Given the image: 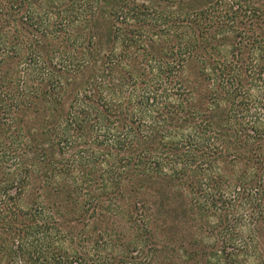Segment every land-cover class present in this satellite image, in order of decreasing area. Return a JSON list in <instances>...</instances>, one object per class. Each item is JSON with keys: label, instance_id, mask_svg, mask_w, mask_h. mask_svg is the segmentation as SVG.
Listing matches in <instances>:
<instances>
[{"label": "trees", "instance_id": "trees-1", "mask_svg": "<svg viewBox=\"0 0 264 264\" xmlns=\"http://www.w3.org/2000/svg\"><path fill=\"white\" fill-rule=\"evenodd\" d=\"M99 3L100 0H0V52L12 54L22 66L17 93L27 97V100H23L25 107L35 105L31 98L39 97L41 91L39 85L27 87V66H34L27 65V24L35 32L46 34L48 24L44 20L48 16L74 10L76 14L72 18L86 22L85 19L94 13ZM62 5L68 7L62 11ZM242 8L239 0H216L206 8L187 14L158 11L144 4L127 2L111 10L114 19L113 39L123 49H139L144 45V35H166L178 28L181 33L176 31L173 35L178 39V44L172 43V47L175 45V54L188 55L205 64L207 60L202 50H199L196 37L201 34L204 38L213 29L214 33L205 38V46L208 47L205 53L216 50L211 40L217 39L221 45L224 42L230 47L229 57L239 60V72L234 71L236 73L232 74L235 64L226 55H222L227 58L225 61L218 60L216 63L211 59L208 64L212 107L229 106L218 124L208 118L202 119L199 112L190 108L191 100L184 98L189 90L181 84L177 85L178 80H172L170 66L166 70V81L158 78L150 87L139 86L141 81L131 74L132 71L128 74L131 77L128 80L125 76L115 74L117 72H97L95 79L71 101L65 115L50 124L52 126L47 131L60 153L70 152L68 158L46 162L45 167L54 173L49 177L66 175L78 194L81 193L78 182L86 181L90 186L96 184L92 190L84 193L88 196V203L83 204L84 213L93 209L95 213L91 217L96 214L104 216L109 210L115 217L121 214L126 216L129 223L136 222L135 215L144 221L150 206L146 204L142 193L146 194V184L152 185L158 180L173 181L178 187L191 191L196 205L193 206L198 211L209 207L216 212L214 210L225 207L218 198L227 192L222 187L223 174L218 166L219 161L225 164L241 158L252 167L251 170H255L253 175L262 168L264 156L254 160L252 156L255 152L245 147L255 146L258 141H263L258 146L264 147V138L253 139L244 128L241 129V125H264V86L261 85L264 84V32L261 35L256 33L251 41L244 43L246 38L236 23L242 15L252 18L257 12L254 8L244 7V12L239 13ZM4 61L5 58H2L1 62ZM129 81L130 88L127 84ZM246 88L247 92L244 91ZM240 89L242 93L237 95ZM16 97L11 92L0 93V129L3 135L6 129L10 132L11 111L21 103ZM44 97L45 105L54 108L58 100L53 101L46 94ZM245 120L248 121L246 124L243 122ZM33 131V127H27V148L34 145V138L30 134ZM20 132L13 134L11 131L4 137L9 144L0 141L1 150L3 147L0 151L2 163H8L2 158L9 154L15 155L17 147L21 146ZM231 148L235 153L233 159L229 152ZM97 161L104 162L108 168L105 174L100 173L101 176L94 180L92 176L98 166ZM262 174L264 176V169ZM262 181L260 185L264 187ZM22 182V179L14 180V183L2 185L3 189H0V230L5 233V237L9 235L5 241H11L5 252L9 256L8 264L126 263L123 261L126 260L125 256L119 261L112 257L102 261L100 258L95 260L93 253L89 256L88 251L69 252L62 248L60 243L63 235L56 220L36 209L19 212L15 208V199L21 194ZM248 184L244 183L237 186V190H232L236 194L239 192L240 197L237 194L232 203L227 204L231 212L238 213V208L250 202L251 198L243 195L250 189L255 191V186L247 189ZM94 189L101 191V196L109 195L108 205L107 202L104 205L98 197L89 196ZM137 193H141L140 196ZM259 196L258 200L262 194ZM120 201L123 205L119 206ZM98 207L100 212L97 211ZM251 213L259 212L253 210ZM4 214L9 215L5 217ZM0 248L3 249L2 244Z\"/></svg>", "mask_w": 264, "mask_h": 264}, {"label": "rangeland", "instance_id": "rangeland-1", "mask_svg": "<svg viewBox=\"0 0 264 264\" xmlns=\"http://www.w3.org/2000/svg\"><path fill=\"white\" fill-rule=\"evenodd\" d=\"M215 1L100 0L98 8L85 19L86 22L72 18L76 14L73 10L45 18L44 23L48 24L46 34L35 32L27 24V65H34L27 66V87H41L39 97L31 98L35 105L30 108L24 105L23 100H27V97L17 93L22 66H19L12 54L0 52V93L11 92L21 102L10 113V132L14 134L21 130L22 134V147H17V152L14 150L16 154L2 158L8 160V163H2L0 159V189H3L2 185L22 179V191L16 196L15 208L19 212L36 209L56 220L63 235L60 245L65 250L88 251L89 256L93 253L95 260L100 258L102 261L110 260L109 257L119 261L125 256V264H264V187L260 185L264 180L262 162V168L254 175L252 173L255 170H251L252 167L241 158L233 162L226 161L225 164L218 162L223 174L222 187L227 192L218 198L225 207L214 210L216 212L209 207L198 211L192 192L178 187L173 181L158 180L152 185L146 184V194L142 193V196L150 210L144 221H140L139 215H135V223H129L122 214L115 217L109 210L104 216L96 214L91 217L95 213L93 209L84 213V205L88 203V196L84 193L92 190L96 184L90 186L86 181L78 182L77 186L81 191L78 194L71 179L68 180L63 174L51 178L49 176L54 174L53 170L45 167L49 160L55 162L70 157V152L60 153L59 148L52 144L47 134L48 127L65 115L71 101L95 79V74L105 70L108 73L117 72L115 74L125 76L127 80L131 78L128 74L132 71L131 74L141 81L139 86L150 87L158 78L166 81V70L170 66L172 80H178L177 85L181 84L189 90L187 97H184L191 100L189 107L199 112L202 119L208 118L218 124L229 106L212 107L208 64L211 59L216 63L218 60L225 61L227 58L222 55H226L235 64L232 73L235 74L234 71L239 72L237 65L240 63L238 59L229 57L230 47L224 42L221 45L217 39L210 41L216 46V50L205 53L206 48L208 49L205 38L212 35L214 30L208 29L204 38L201 34L196 37L199 50H202L207 60L205 64H201L188 55L175 54V45L172 47V43L178 44V39L173 36L176 31L180 32L178 28L166 35H144V45L139 49L121 48L120 43L113 39L114 19L111 16V10L123 2L144 4L158 11L187 14L206 8ZM239 3L243 7L239 13L244 12V7L254 8L257 12L252 18L242 15L236 23L244 33L245 43L251 41L256 33L261 35L264 32V0H239ZM67 7L68 5H62L60 10ZM2 58H5L4 62H1ZM243 74L246 73L243 71ZM233 76L239 79L236 75ZM11 84L13 87L10 88ZM127 84L130 88L131 82ZM247 90L246 88L244 91ZM241 93L242 89L237 95ZM44 94L53 101L58 100L54 108L45 105ZM243 122L246 124L248 121ZM27 127H33L34 130L30 132L34 145L28 148ZM243 128L253 139L264 138V125H241V129ZM10 132L6 129L3 135L0 129L1 143L9 144L4 137ZM260 143L263 141H258L255 146L245 147L252 148L255 152L252 156L254 160L264 156V147L258 146ZM229 152L233 159V149H229ZM97 162L98 166L94 167L95 173L92 176L94 180L101 176L100 173L105 174L108 168L104 162ZM244 183H249L247 189L255 186V191H246L243 196H249L250 202L238 208V213L232 211V214L227 204L232 203V199L239 193L232 190H237L235 188ZM91 192L90 197H98L99 201L104 202V205L107 202L108 205L109 195L101 196V191L96 189ZM137 194L140 196L141 193ZM260 194L262 198L258 200ZM120 205H123L122 201L119 202ZM251 208L259 213H251ZM97 211L100 212L99 207ZM8 215L4 214L5 217ZM7 237L0 230V246H3V249L0 248V264H8L9 261L5 252L11 241H5Z\"/></svg>", "mask_w": 264, "mask_h": 264}]
</instances>
